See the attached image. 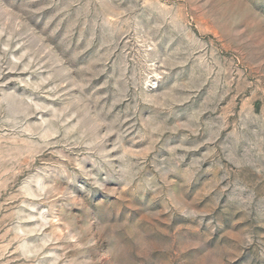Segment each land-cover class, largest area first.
<instances>
[{
	"label": "rangeland",
	"instance_id": "obj_1",
	"mask_svg": "<svg viewBox=\"0 0 264 264\" xmlns=\"http://www.w3.org/2000/svg\"><path fill=\"white\" fill-rule=\"evenodd\" d=\"M0 264H264V0H0Z\"/></svg>",
	"mask_w": 264,
	"mask_h": 264
}]
</instances>
